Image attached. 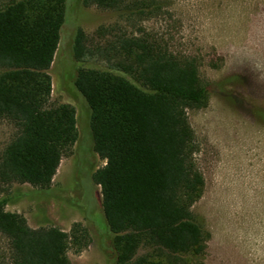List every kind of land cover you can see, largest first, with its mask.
Wrapping results in <instances>:
<instances>
[{
    "label": "trees",
    "instance_id": "trees-1",
    "mask_svg": "<svg viewBox=\"0 0 264 264\" xmlns=\"http://www.w3.org/2000/svg\"><path fill=\"white\" fill-rule=\"evenodd\" d=\"M67 0H0V118L17 132L0 152V233L9 264H71L69 234L33 229L6 210V186L48 190L63 156L79 137L76 109L51 101L55 60ZM84 6L130 16L151 13L156 0H83ZM71 50L73 84L91 109L94 151L106 164L92 175L101 187L116 264H198L208 234L193 214L205 180L193 163L188 109L208 105L196 60L157 41L118 37L91 48L77 28ZM92 59L105 68L85 67ZM150 251L141 254V249Z\"/></svg>",
    "mask_w": 264,
    "mask_h": 264
},
{
    "label": "rangeland",
    "instance_id": "rangeland-1",
    "mask_svg": "<svg viewBox=\"0 0 264 264\" xmlns=\"http://www.w3.org/2000/svg\"><path fill=\"white\" fill-rule=\"evenodd\" d=\"M159 8L130 16L66 1L55 60L51 101L76 109L79 137L62 158L48 190L6 186V210L33 229L55 226L69 234L71 264H116L101 187L92 175L106 162L94 151L91 109L73 84L78 63L72 36L81 28L91 48L118 37H147L196 60L208 87V105L188 109L194 130L193 163L203 175L192 211L208 234L198 264H264V0H156ZM85 67L105 68L92 59ZM17 132L0 118V152ZM147 248L141 254L148 253ZM10 262V241L0 233V264Z\"/></svg>",
    "mask_w": 264,
    "mask_h": 264
}]
</instances>
